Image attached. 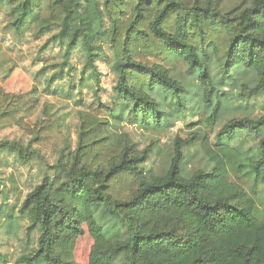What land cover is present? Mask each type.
Instances as JSON below:
<instances>
[{
  "label": "trees",
  "instance_id": "obj_1",
  "mask_svg": "<svg viewBox=\"0 0 264 264\" xmlns=\"http://www.w3.org/2000/svg\"><path fill=\"white\" fill-rule=\"evenodd\" d=\"M4 10L19 35L37 26V38L50 36L43 50L63 48L61 62L43 66L57 67L49 84L70 75L79 48L83 71L100 82L105 44L117 78L113 106L98 101L79 112L76 147L59 151L17 209L38 238L16 264H70L85 225L94 238L90 264H264V114L224 115L237 97L264 95V0L228 11L211 0H0ZM1 96L0 122L18 110L16 97ZM186 113L203 116L213 130L223 123L214 139L199 131L178 136L155 173L148 167L155 144L141 149L123 122L131 116L162 129ZM47 129L34 140L43 141ZM200 138L204 162L187 173L198 151L184 146ZM33 141L0 140V154L28 161ZM246 180L261 192H249ZM14 212L4 214L10 226Z\"/></svg>",
  "mask_w": 264,
  "mask_h": 264
},
{
  "label": "rangeland",
  "instance_id": "obj_2",
  "mask_svg": "<svg viewBox=\"0 0 264 264\" xmlns=\"http://www.w3.org/2000/svg\"><path fill=\"white\" fill-rule=\"evenodd\" d=\"M221 9L228 11L243 0H211ZM249 1V0H248ZM48 14V13H47ZM9 17L5 10L0 14V59L4 61V72L0 75V94H10L16 97V117L0 122V140L18 142L27 147L31 140L39 134L41 127L48 126L47 137L43 141L34 140L32 146L35 148V155L28 161H21L17 154L10 151H3L0 154V264H16L21 254L33 250L37 246L38 233L29 231L28 221L18 214L17 209L23 203L26 194L39 183L44 173L51 172L48 168L54 165L59 158V151L65 146L76 147L77 136L80 129L79 112L87 110L91 104H98V101L113 106L116 102V93L113 89L116 83V75L111 68L112 47L105 44L108 53L107 60L97 62V72L100 82L91 79V72L83 71L85 64L84 52L82 49L73 51L71 56L72 68L69 74L50 82L55 68L44 69L48 62L56 64L61 62L63 50L57 44L48 43L44 45L50 36L43 35L37 38L35 35L38 27L27 32L24 36L19 35L9 26ZM108 25V23H106ZM35 32V34H34ZM149 57V56H148ZM12 70L5 77L7 70ZM51 85V86H50ZM0 97V101L2 100ZM49 106L52 117L44 115L46 106ZM231 111H228V110ZM225 110V120L238 115L249 114L259 117L264 114V95L236 100ZM224 111V110H223ZM132 117L130 116L129 119ZM126 120L123 122V131L130 133L132 139L143 149L155 144L148 161V167L155 173L162 172L173 147V141L179 136L182 139H191L195 132L199 131L200 136L206 134L214 139L215 133L222 123L213 130L203 122L205 118L198 113H186L176 118L173 125L162 129L145 128L136 122ZM203 138L198 139L194 144L184 146V151L195 152L192 161L186 168L187 173L202 166L200 160L202 154ZM248 144L251 143L249 140ZM48 169V170H47ZM245 180V179H242ZM244 187L251 193L261 192V188L254 187L251 181H243ZM14 208L17 221L10 226V221L5 219V212ZM17 217V218H16ZM94 238L85 225V234L76 241L73 261L69 260L65 251H59L70 264H90V253Z\"/></svg>",
  "mask_w": 264,
  "mask_h": 264
}]
</instances>
